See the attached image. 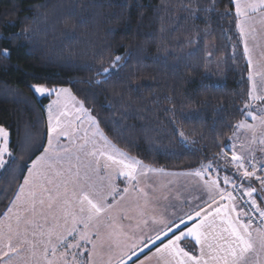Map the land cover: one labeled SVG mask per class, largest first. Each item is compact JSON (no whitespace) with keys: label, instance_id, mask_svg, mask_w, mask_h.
<instances>
[{"label":"trees","instance_id":"obj_1","mask_svg":"<svg viewBox=\"0 0 264 264\" xmlns=\"http://www.w3.org/2000/svg\"><path fill=\"white\" fill-rule=\"evenodd\" d=\"M237 21L233 0H0V125L12 153L0 218L48 143L54 94L40 97L35 83L70 87L115 145L151 167L221 164L251 101ZM116 56L117 71L98 76Z\"/></svg>","mask_w":264,"mask_h":264},{"label":"rangeland","instance_id":"obj_2","mask_svg":"<svg viewBox=\"0 0 264 264\" xmlns=\"http://www.w3.org/2000/svg\"><path fill=\"white\" fill-rule=\"evenodd\" d=\"M239 19L241 18L239 17ZM244 27L250 49L249 54L252 57L250 71L254 75L251 77V81L253 83L254 78L257 95L264 96V11L258 12L256 15L253 14L251 19L245 20ZM242 39L244 43L243 36ZM249 54H246L247 59ZM257 72H260L261 75H255ZM63 88L70 89V95L62 94L60 97L55 95V99L50 104L53 117L50 126L52 127L56 122V117H59L60 127L57 132H52L50 129L49 137L51 136L52 139V147L46 159L41 161L35 169L32 168L33 175L29 177L30 183L24 187L27 201H30L29 204L18 213H15L14 209L7 210L0 218V247L4 246L9 236H11L14 245L19 244L21 246L20 254L12 257L11 264H47V260L44 258L45 248H48L47 259L52 260V264H73V254H75V260L79 264H85V262L87 264H119L121 259L124 264H129L133 259L142 255L139 247L132 248L133 244L141 245L142 238L146 239L147 237L155 240L156 233L164 227L162 222L173 221L184 212L188 214L194 210V207L199 203L209 202L210 193L206 186L199 185L193 177L152 180L155 174L151 168L155 167H151L142 161L139 165L142 169L141 172L139 171L135 183L129 184L126 180L124 181L126 183L123 184L119 182L118 178L109 171L111 168H104L105 157L89 155L94 149L97 152L105 150V140L96 134V125L88 119L94 116L84 103L83 107L88 110L89 115L77 113L76 109L80 107L79 102L82 101L70 87ZM39 96L41 97V95ZM56 101L59 102L54 103ZM250 103L251 108L248 111H253L257 116H260L262 114L260 110L264 109V101L251 100ZM64 112L68 115H60ZM78 116L79 119H77ZM243 121L246 124L256 125L255 129L238 128L229 145L230 156L225 155L219 165L210 163L205 167L206 172L210 174L206 175L208 179L218 177L221 181L220 186L227 190L230 189L231 185L223 184L224 176H229L234 181H238V174L231 161L232 145H235V151L238 155L248 157L244 161L245 167L251 171L254 162L257 175L264 176V170H262L264 168V143H261V139H264V124H261L259 120H253L250 116H247ZM99 129L101 130L100 126ZM62 132H66L67 135L59 134ZM253 135L256 137L255 141H253ZM104 137L107 138L110 145L124 152L105 134ZM184 137H186L185 134ZM48 147L47 144L46 148ZM249 153L254 156V160L249 156ZM43 154L44 151L39 156ZM127 155L134 158L129 154ZM8 156L5 154L3 159L7 161ZM97 161L100 164L98 171L96 169ZM77 171H79L78 177L75 175ZM164 172L175 174L174 172L179 171L168 170ZM45 174L51 176L52 185L47 184V188L37 191L35 182L37 178L45 176ZM82 177H84L83 180H81ZM109 177L118 189L128 188L127 193H124L122 199L89 224L87 229L89 241L87 243L80 239L79 233L67 235L72 226V218L67 213L79 214V204L73 196V191L79 192L81 187L95 185L97 190L106 193L109 191ZM249 183L250 186L255 187L254 183L259 182L253 178L250 182L245 183V187H248ZM32 192L35 193L34 196L30 195ZM110 198L111 200L114 199L112 196H108L107 204L112 203ZM41 200L44 201L43 204L40 203ZM33 201H35L34 206ZM50 204L51 207H49ZM170 206H174V209ZM17 217H19V222ZM189 222L188 220L186 224ZM9 225H11V231ZM77 227L81 232L85 231L82 224L77 225ZM257 228L259 227L253 225V241L256 252L249 253L242 264H256L257 259H259L260 264H264V251H261L259 234L255 231ZM49 233H51V244L56 247L55 257L51 255V247L47 243ZM61 236H66V241L58 242V238ZM165 238L161 235V239L156 240L155 245L149 244V248L145 249L144 253ZM77 243L79 247H65L66 244ZM93 243L95 248H93ZM32 245H35L34 249ZM198 245L194 238H186L181 241V246L195 255H199L200 246ZM33 251L35 255H33ZM133 251L136 252V255L132 254ZM257 252L259 257H257ZM154 253L155 251H150L146 254L148 259H145L144 256L134 264H140V261H144V264H163V261ZM6 259L8 258L0 259V264H4Z\"/></svg>","mask_w":264,"mask_h":264},{"label":"snow or ice","instance_id":"obj_3","mask_svg":"<svg viewBox=\"0 0 264 264\" xmlns=\"http://www.w3.org/2000/svg\"><path fill=\"white\" fill-rule=\"evenodd\" d=\"M235 15L240 17L237 21L240 34L244 37V52L245 54L250 53V49L247 42V33L245 31L244 22L245 20L251 19L252 14L264 11V0H233ZM229 13H224L228 15ZM0 55L8 56V50L5 49L3 52H0ZM121 60L120 56L115 57L111 67H101L97 72L98 76H104L105 79H108L116 71V62ZM249 65L251 66L252 57L248 55ZM253 73L249 72V77H253ZM255 75H261L260 72L255 73ZM101 83L102 81H97ZM30 87L34 90V93L39 95L45 94H55L57 97L63 95H70V89L68 88H55L50 87L44 83H35L31 84ZM252 101H264V96L257 95L256 93V83L253 78L252 91L249 94ZM75 99V97H72ZM56 101L54 103H58ZM80 107L76 109L77 113H87L88 110L83 107V102H79ZM246 108H251V103L245 105ZM261 115L257 116L255 112L248 111L247 116H250L253 120H259L261 124H264V109H261ZM49 121L51 123L52 117V108L51 105L48 106ZM60 115H68L64 112ZM79 119V116L77 117ZM91 122L96 125V134L101 136L105 140V150L97 152L95 149L89 153L91 156H102L106 158L104 168H114V171L117 175L124 176L129 184L133 180L137 179V167L141 165V161L129 157L126 153L119 151L114 146L110 145L107 141V138L104 137L103 132L99 129L98 123L95 120V117H89ZM60 127L59 117H56V122L51 127L52 132H57V129ZM237 128H248L254 130L256 125L246 124L245 121H240L237 125ZM178 136L184 138V133L177 127L175 129ZM61 135H67L66 132L59 133ZM9 131L2 125H0V167H3L6 164V161L3 159L5 154L12 155L9 151ZM256 137L253 135V141ZM261 143H264V139H261ZM48 148L44 149V154L37 157L36 160L32 162V168L35 169L37 165L44 161L52 147L51 136L48 139ZM232 157L231 161L235 167L236 173L238 174L237 180L234 181L229 176L223 177L224 185H231L232 191H228L226 188H222L221 181L218 177H211L204 180V184L210 193L208 200L207 209L203 207H198L193 210V212L187 214L186 218L189 221H193L192 225L189 227L184 218H178L179 222L174 221H165L162 222L164 227L161 231L156 233L155 240H152L151 237L142 238L141 245L133 244L132 248H140L141 254L144 253L145 249L149 248V244L155 245L156 240L161 239V235L168 237L169 233H172L171 238L167 239V243L161 241V246L155 248L154 255L159 257L163 264H242L245 261L247 255L252 252H256L253 241V218L256 217L258 213V218L260 221V227L255 229L259 234L261 241L260 248L261 251H264V209H262L256 200V195L264 196V176L257 175L256 165L252 163V170L250 171L245 167L244 161L248 159L243 155H238L235 151V145H232ZM249 156L254 160V156L249 153ZM226 158V157H225ZM100 168V164L97 161L96 169L97 171ZM151 170V169H149ZM264 170V169H262ZM33 175L32 169H29V176ZM59 175V173H57ZM79 176V171L75 174ZM195 175L203 178L205 175H210L206 170H197ZM253 178L259 182L260 188L249 186L245 187L246 182H250ZM30 180L28 177H25L24 184L28 185ZM109 191L103 192L97 190L95 185L89 187H81L79 192L73 191V196L76 199V202L79 204V214L77 213H67L72 218V226L68 230L67 235H72L73 233H79L80 239L86 243L89 241V234L87 229L89 224L96 219L101 213L107 211L111 208V204H107L106 200L108 196L115 198L117 195H120L121 191L127 193L128 188L118 189L111 181L109 177ZM143 191L142 189H138ZM239 190L242 195L240 197L241 202L245 207H249L250 211H244L243 208L238 210L237 207V196L234 195V192ZM24 193V186L22 185L19 189V194L16 196V200L21 199V195ZM212 193H215L214 195ZM66 194V193H65ZM30 195L34 196L35 193L32 192ZM59 195V193H58ZM219 197L217 201L216 197ZM123 197L121 196V199ZM246 198V199H245ZM50 199L52 197L50 196ZM41 204L44 203L43 200L40 201ZM68 203V201H65ZM35 201H33V206ZM213 205H217L213 207ZM52 205L50 204L49 207ZM11 211V208L9 209ZM19 222V217H17ZM83 225L85 231L81 232L77 225ZM183 226V227H182ZM175 229V231H173ZM9 230L11 231V225H9ZM19 235V233H17ZM35 235V233H34ZM97 235H99L97 233ZM51 233H49L48 245L51 247V255L55 257L56 247L51 244ZM186 238H194L196 244L200 245L199 255H193L192 252L185 250V247L181 246V241ZM66 236H61L58 238V242L66 241ZM33 249L35 245H32ZM66 248H76L79 247V244H66ZM93 248L95 244L93 243ZM21 252V246L19 244L14 245L12 242L11 236L8 237L6 243L3 247H0V259L7 257L8 259L4 260V264H11L13 256H18ZM67 254V253H65ZM133 255H136V252H132ZM33 255L35 252L33 251ZM48 248L44 250V258L47 260V264H52V260H48ZM257 257L259 253L257 252ZM145 259L148 257L145 255ZM73 264H79L75 260V254H73ZM87 264V262H85ZM119 264H124V261L121 259ZM140 264H144V261H140ZM256 264H260L259 259H257Z\"/></svg>","mask_w":264,"mask_h":264},{"label":"crops","instance_id":"obj_4","mask_svg":"<svg viewBox=\"0 0 264 264\" xmlns=\"http://www.w3.org/2000/svg\"><path fill=\"white\" fill-rule=\"evenodd\" d=\"M257 13H255L254 15H256ZM253 15V14H252ZM238 20H239V17H238ZM251 72V71H250ZM64 87H66V86H64ZM44 96V95H43ZM55 99V94H54V97H53V99L51 100V102L48 104V105H50L51 103H52V101ZM47 105V106H48ZM46 110H47V107H46ZM48 112V111H47ZM48 114V113H47ZM89 115L88 113H82V115ZM89 117V116H88ZM89 119V118H88ZM48 120H49V115H48ZM90 120V119H89ZM91 121V120H90ZM50 129H51V126H50V121H49V132H50ZM49 139V138H48ZM48 144V143H47ZM210 163H208L207 165H209ZM207 165H205L204 167H200V168H196V169H191V170H183V171H179V172H174L175 174H168L169 172H164V171H168V170H166V169H161V168H151L152 169V171H154L153 172V174H155V177L154 178H152V180L153 179H157V180H169L170 178H177V177H183V179H186V178H189V177H193L194 178V180H196L198 183H199V185H204L205 186V184H204V180H206V179H208V177L205 175L203 178H201V177H198V176H196L195 175V172L197 171V170H202V169H204L205 170V167L207 166ZM29 169H32V163H31V165H30V167H29ZM104 169V168H103ZM106 169V168H105ZM104 169V170H105ZM141 166H138L137 167V175H138V173H139V171L141 172ZM103 170V172H105ZM111 173H113L117 178H118V181L119 182H122V184L123 183H126L128 180L124 177V176H122V175H117L116 173H115V171H114V168H113V170H112V168L109 170ZM172 171H174V170H172ZM144 172V171H143ZM187 173V174H186ZM26 177H28V179H30L29 177V171H28V173H27V175H26ZM121 177H124V178H121ZM211 178V177H210ZM84 179V177H82L81 178V180H83ZM126 180V182H124ZM135 181L136 180H133L132 182H131V184L134 182L135 183ZM52 183V178H51V176H49V174H45V176H40L39 178H37V180H36V182H35V186H36V188H37V191H39V190H41L42 188L44 189V188H47L48 187V185L47 184H49V185H52L51 184ZM24 186L25 187V184H24V181H23V183L21 184V186ZM20 186V187H21ZM40 187V188H39ZM20 189V188H19ZM42 189V190H43ZM121 190H122V188H120ZM229 190V189H228ZM19 194V191H18V193H17V195ZM123 192L121 191V193H120V195H117L113 200H111V198L109 199L110 201H112V203H110L112 206H114L117 202H118V200H120L121 199V196H123ZM215 193H213V195H214ZM16 195V196H17ZM39 195V194H38ZM210 195V194H209ZM216 199H217V201H219V197L217 196L216 197ZM29 200L27 201V195H26V193H23L22 195H21V199L20 200H16V197H15V199L13 200V202L11 203V205H10V207H9V209L11 208V209H14L15 211V213H18L22 208H25L28 204H29ZM208 203L209 202H204V204H201V203H199L196 207H194V210L195 209H197L198 207H203V208H205V209H207V206H208ZM237 203V207H238V210L239 209H241L240 208V206H239V204H238V202H236ZM216 207L217 205H213V207ZM170 208H173L174 209V206H170ZM8 209V210H9ZM191 212H193V210L192 211H190L189 213H191ZM188 213V214H189ZM101 215V214H100ZM186 216H187V213H183L181 216H177L175 219H173V221L174 222H179V219L178 218H184L185 219V222H187L188 220H187V218H186ZM192 223H193V221H190L187 225L190 227L191 225H192ZM175 230V229H174ZM170 236V237H169ZM168 237L169 238H171V236L172 235H169ZM71 237V236H70ZM164 243H167V240L166 241H164ZM161 246V244L160 245H158L157 247H160ZM198 246H200V245H198ZM198 249V248H197ZM152 251H155V249H153ZM193 254V253H192ZM193 255H195V254H193Z\"/></svg>","mask_w":264,"mask_h":264},{"label":"built area","instance_id":"obj_5","mask_svg":"<svg viewBox=\"0 0 264 264\" xmlns=\"http://www.w3.org/2000/svg\"><path fill=\"white\" fill-rule=\"evenodd\" d=\"M263 169H264V168H263ZM237 182H239V181H237ZM229 191H232V187H230ZM234 195L237 196V201H236V202H238L240 208H243L244 211H250V208H249V207H245V206L243 205V203L241 202V200H240V197H241L242 193H241L239 190H237L236 192H234ZM245 199H246V198H245ZM256 200H257V199H256ZM257 203L259 204L258 201H257ZM259 206L261 207L260 204H259ZM261 208H262V207H261ZM262 209H264V208H262ZM253 225H255V226H257V227H260V221H259V218H258V213H257L256 217L253 218Z\"/></svg>","mask_w":264,"mask_h":264}]
</instances>
